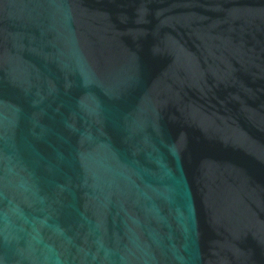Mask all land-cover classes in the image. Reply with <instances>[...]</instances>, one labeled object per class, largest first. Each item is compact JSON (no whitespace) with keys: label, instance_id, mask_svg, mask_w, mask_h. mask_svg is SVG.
<instances>
[{"label":"water","instance_id":"95a60500","mask_svg":"<svg viewBox=\"0 0 264 264\" xmlns=\"http://www.w3.org/2000/svg\"><path fill=\"white\" fill-rule=\"evenodd\" d=\"M0 264H264V0H0Z\"/></svg>","mask_w":264,"mask_h":264}]
</instances>
